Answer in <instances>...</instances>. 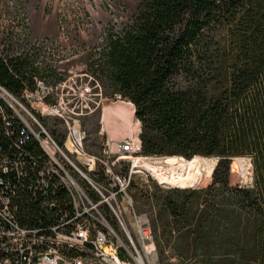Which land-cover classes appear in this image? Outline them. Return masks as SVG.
<instances>
[{
  "label": "trees",
  "instance_id": "1",
  "mask_svg": "<svg viewBox=\"0 0 264 264\" xmlns=\"http://www.w3.org/2000/svg\"><path fill=\"white\" fill-rule=\"evenodd\" d=\"M36 56H0V87L22 103L35 78L53 87L65 79L53 65L35 66ZM88 72L105 98L134 107L143 156L183 157L200 181L143 195L160 264H264V0H140L130 23L103 31ZM0 106V157H11L22 125ZM56 126L50 132L62 139ZM30 144L21 148L41 155ZM199 157L217 159L206 184ZM240 158L251 162L248 186L233 180ZM18 196L21 224L38 225V201Z\"/></svg>",
  "mask_w": 264,
  "mask_h": 264
},
{
  "label": "built area",
  "instance_id": "2",
  "mask_svg": "<svg viewBox=\"0 0 264 264\" xmlns=\"http://www.w3.org/2000/svg\"><path fill=\"white\" fill-rule=\"evenodd\" d=\"M34 81L23 103L0 87V101L22 125L13 142L17 151L0 157V264H152L155 236L148 220L136 213L128 189L139 175L161 185L142 165L169 168L168 157L141 154L137 120L128 136L107 138L98 155L88 152L81 122L88 108L76 107L69 92L59 89L61 83ZM44 118L60 121L62 139L51 134ZM29 142L41 155L21 148ZM122 165L124 174L116 170ZM19 190L38 201L47 224L42 217L36 226L21 224ZM60 190L66 196L62 201Z\"/></svg>",
  "mask_w": 264,
  "mask_h": 264
},
{
  "label": "rangeland",
  "instance_id": "3",
  "mask_svg": "<svg viewBox=\"0 0 264 264\" xmlns=\"http://www.w3.org/2000/svg\"><path fill=\"white\" fill-rule=\"evenodd\" d=\"M139 3L140 0H0V56H16L19 51L29 49L34 53L39 51V56L43 55V63L57 67L58 72L65 77L59 89L68 91L72 103L79 109L88 108V114L81 119L87 135L85 149L96 155L102 151L107 138L121 140L130 134L121 126L114 130L105 128L103 110L115 103L129 102L118 98L107 99L101 87L96 90V86L92 85L93 76L88 72V64L102 45L103 31L112 28L119 32L130 23ZM85 88L89 89L88 92H85ZM132 120H136L134 115ZM43 122L48 130L52 123H56L57 133H64L57 119L44 118ZM130 130H135L134 126ZM201 158L213 160L214 165L216 163L215 159ZM240 159L232 160L230 169L233 180L248 186L252 181L251 162L247 158ZM243 165L248 166L246 170L242 169ZM176 166L178 164L170 165L169 168ZM126 169L124 165L116 168L123 174ZM196 171L204 177L203 184H206L209 175L198 168L197 161ZM133 181L128 195L136 213L146 218L149 224L154 218L152 201L149 197L148 200L144 199L143 195L164 194L172 189H180L158 185L144 175L137 176ZM155 234V246L158 249L162 244L158 241V233ZM166 257L168 253L163 255V259ZM159 260L157 254L152 264H160ZM168 263L180 264L175 258H171ZM181 264L199 262L184 261Z\"/></svg>",
  "mask_w": 264,
  "mask_h": 264
},
{
  "label": "bare ground",
  "instance_id": "4",
  "mask_svg": "<svg viewBox=\"0 0 264 264\" xmlns=\"http://www.w3.org/2000/svg\"><path fill=\"white\" fill-rule=\"evenodd\" d=\"M38 52L39 51L36 53L37 56L35 58V66H41L43 62L42 60L44 59L43 55L39 56ZM21 54L33 56L35 53L33 50L31 51L29 49H23L22 51H19L17 55ZM48 55L49 53H47V56ZM133 115L134 107L131 104L115 103L113 106H109L103 110L104 127L108 130H114L121 126L130 133L131 117H133ZM239 160L241 159H236L235 161ZM167 163L171 166L173 164H178V166L167 169L162 167V165L160 166V164L147 163L143 164L142 167L149 171L150 174L158 181V183L163 186L165 185L180 189H190L199 184V179L188 171L189 162L187 160L176 161L175 157H168ZM197 165L202 172L210 176L214 167V161L205 160L199 157L197 160ZM247 167V165H243L242 169L246 170Z\"/></svg>",
  "mask_w": 264,
  "mask_h": 264
},
{
  "label": "water",
  "instance_id": "5",
  "mask_svg": "<svg viewBox=\"0 0 264 264\" xmlns=\"http://www.w3.org/2000/svg\"><path fill=\"white\" fill-rule=\"evenodd\" d=\"M215 160H216V163H217V159H215ZM216 163H215V164H216ZM214 166H215V165H214ZM213 169H214V167H213ZM213 169H212V171H213ZM212 171H211V173H212ZM190 189H193V188H190Z\"/></svg>",
  "mask_w": 264,
  "mask_h": 264
},
{
  "label": "crops",
  "instance_id": "6",
  "mask_svg": "<svg viewBox=\"0 0 264 264\" xmlns=\"http://www.w3.org/2000/svg\"><path fill=\"white\" fill-rule=\"evenodd\" d=\"M102 121H103V117H102ZM104 123V122H103Z\"/></svg>",
  "mask_w": 264,
  "mask_h": 264
}]
</instances>
